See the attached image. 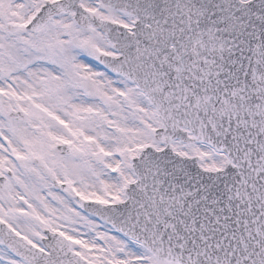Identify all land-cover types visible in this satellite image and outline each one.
Returning a JSON list of instances; mask_svg holds the SVG:
<instances>
[{"label": "snow or ice", "instance_id": "1", "mask_svg": "<svg viewBox=\"0 0 264 264\" xmlns=\"http://www.w3.org/2000/svg\"><path fill=\"white\" fill-rule=\"evenodd\" d=\"M0 264H264V0H0Z\"/></svg>", "mask_w": 264, "mask_h": 264}]
</instances>
